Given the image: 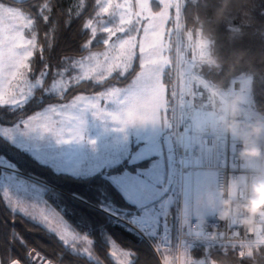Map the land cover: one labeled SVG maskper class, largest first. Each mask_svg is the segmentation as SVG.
Here are the masks:
<instances>
[{"label": "trees", "instance_id": "trees-1", "mask_svg": "<svg viewBox=\"0 0 264 264\" xmlns=\"http://www.w3.org/2000/svg\"><path fill=\"white\" fill-rule=\"evenodd\" d=\"M43 2L51 4L50 11L37 13V6ZM81 2L25 0L24 7L31 8L30 14L35 19L34 26L25 30V36L32 38L35 34L37 41L34 54L29 58V80L39 76L45 63H49L52 69L64 68L66 65L60 57H79L80 45L88 38L87 33L82 31V25L90 17L89 11L94 8V0H83V8L79 6ZM151 3L157 9V3L154 0ZM182 4V19L191 44H194L197 29L209 41V59L196 63L199 77L218 91L228 89L234 77H251V107L264 120V0H182ZM41 15L48 16L47 22ZM102 47L96 45L93 50ZM138 70L139 65L135 62L124 78H114L113 75L102 82L91 79L79 81L69 85L57 97L50 95L46 89L55 78V73L50 69L47 80L23 105H0V125L15 126L45 106L67 103L79 94L92 95L109 88L127 87ZM161 81L166 89V99L170 101L168 117H172L173 65L168 66ZM1 159L12 165L20 177L43 189L46 203L64 218L74 233L91 241L93 257L89 259L83 254L80 245L72 250L54 233L19 212L12 211L0 199V264H118L108 252L111 241L129 253L128 264H158L141 235L107 214L109 211L124 217L143 215L146 207L139 208L126 201L106 177L122 171L137 173L139 169H147L153 157L133 164L125 159L92 176H74L55 172L0 135ZM158 233L159 222L152 232L153 240L158 239ZM37 237L52 239V246L41 247ZM240 252H243V259L239 258ZM33 253L38 254L37 260H34ZM191 257L214 264H264V245L253 246L251 253L245 254L242 246L220 248L196 244L190 250Z\"/></svg>", "mask_w": 264, "mask_h": 264}, {"label": "rangeland", "instance_id": "rangeland-1", "mask_svg": "<svg viewBox=\"0 0 264 264\" xmlns=\"http://www.w3.org/2000/svg\"><path fill=\"white\" fill-rule=\"evenodd\" d=\"M151 1L152 0H150V6L153 14H157L164 10L161 0H154L158 5L157 9H154ZM8 2L14 4L16 0H8ZM114 2L124 3L125 0H114ZM128 2L132 4L133 12L139 10L137 7V0H128ZM174 2L175 0H173V3ZM92 15L93 9L89 11L88 16ZM182 22L181 17V27ZM168 23L169 27L167 28ZM175 23V9L173 7L169 9V20L164 25L166 33L165 40L168 41L171 39L172 47L164 54L172 61V64L169 66L173 65L174 70L177 41V34L174 30ZM145 24H147L146 20L141 22L140 32L137 33L133 31L130 33L131 35L137 36V48L135 49L132 67L135 62H137L138 65L140 64L139 40L143 36V26ZM169 29L174 30L171 38L167 36ZM181 30L182 29H180V32ZM118 36L127 38L124 34L120 33H118ZM25 38L31 39L26 36ZM99 50L102 51L104 49L102 47ZM26 63L29 64V60L26 61ZM22 71L26 74L28 73V69H22ZM139 71L140 66L137 73ZM80 74V70H77L70 75L56 77V79L61 82L60 85H58L57 90H53L51 89L50 83L46 88L47 92L50 95L57 97L61 96L69 85L79 82L73 79V77ZM109 77L111 76L105 74L104 80ZM36 79H40V76ZM133 79H135V77ZM91 80L97 82L96 79ZM104 80H100L99 82ZM9 81L12 86L18 83L17 81L11 80L10 77ZM30 81L33 83L35 82V80ZM10 84L6 82L4 87L0 88V96H2L3 100L10 101L11 95L15 91V88L11 87ZM41 86L42 85L34 84L33 92L29 95L28 99L33 95L34 91ZM133 88L134 86L130 84L127 87L121 88V93L126 95L129 91L133 90ZM109 89L92 95L79 94L77 96L85 97L87 100L100 97L101 93H105ZM164 90L166 99L165 86ZM25 91H27V89H25ZM77 96L73 97L71 101L67 103L47 105L15 126L5 127L0 125V135L17 147L27 151L37 161L47 165L55 172H65L74 176H92L102 170H108L120 164L125 159H128L130 164H133L153 157L154 159L147 169H139L137 173L122 171L106 177L111 185L122 194L126 201L139 208L146 207L143 216L150 222L152 232L157 228L163 212L168 210L170 206L172 211L174 209L176 212L180 207L188 208L190 206L189 201L192 200L193 207H195L196 204L194 201L197 199L195 189L190 186V182L187 178H180L175 168L173 134L171 129L172 117H168V112H165L163 109L161 110L162 119L167 117L166 124L163 121L155 125L151 123L135 124L128 126L121 132L116 130L119 125L113 124L106 116H98L95 114V109L87 108L83 104H80L79 101H76ZM17 99H20V97L17 96ZM100 104L103 112L106 113L118 112L121 109L119 103H108L103 97H100ZM53 109L57 112H65L74 117H79L80 120H82L80 140H71L70 134L65 131L64 140L68 142H63L51 131L44 132L40 128L32 129L30 127H25L28 121L32 126H37L48 122V118L53 120L56 119L58 127H63L65 129L71 127L72 122L64 121L60 123V118L55 117V114L52 113ZM33 117H35V119H30ZM105 136H107L108 140H106V145L104 146L99 143H101V139H105ZM103 146L106 148L101 149L100 147ZM18 173L19 172L12 165L3 159L0 160V199L5 202V205L12 211L19 212L25 217L41 224L48 232L54 233L64 244L69 245L72 250H76V246L80 245L81 252L89 259H92L91 241L85 236L74 233L64 218L46 203L43 198V189L32 181L20 177ZM194 184L199 190H208L212 184V173L209 171L196 172L194 174ZM197 202L196 200V203ZM199 204L200 202L198 205ZM107 214L111 216L115 215V213L109 211ZM37 238L39 239L41 247L45 248L46 246H52V239L49 240L47 237ZM253 246L254 245H242L244 253L250 254ZM108 252L112 259L118 264L129 263V253L120 248L113 241L109 244ZM36 255L38 256V254L33 253V256ZM206 264L214 263L206 261Z\"/></svg>", "mask_w": 264, "mask_h": 264}, {"label": "snow or ice", "instance_id": "snow-or-ice-1", "mask_svg": "<svg viewBox=\"0 0 264 264\" xmlns=\"http://www.w3.org/2000/svg\"><path fill=\"white\" fill-rule=\"evenodd\" d=\"M25 0H16V3H9L8 0H0V88H3L6 82L11 80L18 83L11 87L15 91L11 95V100H3L0 96V105L8 107H16L23 105L33 92L34 84L42 85L47 80L50 69L55 73V78L51 82V89L57 90L60 81L56 77L70 75L77 70L81 74L74 76L73 79L84 81L96 79L97 82L105 79V74L114 78H124L132 68V62L137 48V36L130 33L140 32L141 22L146 20L147 24L143 26V36L139 40V61L140 71L136 74L135 79L131 81L134 86L133 90L126 95L121 93V87L110 88L107 92L101 93L109 102H117L121 105L118 112H103L100 104V97L85 99V97L77 96L76 101L83 104L87 108L95 109L98 116H106L113 124L119 125L117 131L123 132L128 126L135 124L153 125L163 121L167 123V117H161V110L169 112L170 101L165 99L164 85L161 83V77L165 74L166 69L172 61L164 53L172 47L171 39L165 40L164 25L169 20V9H175V32L177 34L175 55L176 65L183 68L180 73L182 79L180 83L179 93L171 92L173 100L179 96V105L187 104L192 109L191 117L201 123L207 125L214 119V114L209 110L208 97L205 95V87L199 81L200 73L197 71V65L194 58L188 59L187 53L181 44V24L180 20L184 11L182 0H161L163 11L153 14L150 6V0H137L138 11L133 12L132 4L125 0L124 3H116L114 0H94L93 15L90 16L82 25V31L87 33V39L80 45L79 58L76 57H60V60L66 65L64 68L52 69L49 63H45L44 70L39 73L40 79L33 77L35 82H31L28 75L22 69H28L29 64L26 61L33 56V49L36 47L37 41L35 34L31 39L25 38V29H30L35 24V19L30 14L31 8L24 7ZM83 8L85 5L83 0L79 5ZM51 4L43 2L37 6V13H43L45 10L50 11ZM79 15V13L77 14ZM41 18L47 22L48 16L41 15ZM135 21V23H134ZM70 23V19L68 20ZM173 29H169L167 36L171 38ZM118 33L124 34L127 38H121ZM115 38V39H114ZM102 45L104 50L94 51L93 47ZM43 60L44 58L41 57ZM27 89V91H25ZM17 96L20 99H17ZM202 101L200 110H196L197 100ZM74 101V102H76ZM55 117L60 118V123L64 121L72 122L71 127L65 129L57 126V120L48 118V122L32 126L28 121L25 127L32 129L40 128L44 132H53L60 141L64 140V133L70 134L71 140L81 139L82 120L65 112H57L52 110ZM35 119V117L30 118ZM214 147L217 150L216 160L227 168L228 161L231 157L235 161V143L229 144L225 137L219 134L215 135ZM233 166L235 164L233 163ZM249 166L245 165L244 169ZM242 182H246V176H240ZM260 227L255 233V240L259 243L264 241V218L260 220ZM235 225H227L226 232H231ZM198 229L200 226L198 225ZM193 233V232H192ZM200 237L204 235L203 230H197L193 233ZM223 239V234L221 236ZM215 246L223 248L222 244ZM186 254L190 255V251L183 247ZM235 250V247H233ZM159 252L160 249H157ZM239 258L243 259V252H240ZM18 264V262H17ZM189 264H206L204 259L199 261L191 257Z\"/></svg>", "mask_w": 264, "mask_h": 264}, {"label": "built area", "instance_id": "built-area-1", "mask_svg": "<svg viewBox=\"0 0 264 264\" xmlns=\"http://www.w3.org/2000/svg\"><path fill=\"white\" fill-rule=\"evenodd\" d=\"M183 21V19H182ZM181 44L188 54L187 58H194L195 62L209 59V41L197 29L194 44L185 30L184 22L181 27ZM176 61V58H175ZM183 68H178L175 62V76L173 91L179 93L180 83L185 77L180 73ZM199 81L205 87L209 110L214 114L210 124H203L191 117L192 109L185 104L179 105V96L173 103L172 134L174 147V164L181 179L187 178L190 186L194 188V174L198 171L212 173V184L206 190L200 201V211L193 212V202L188 208L178 209L173 213L171 206L165 210L160 218L158 239L152 238V226L143 215L124 217L113 215L115 220L127 228L141 235L150 246L158 264H189V255L183 247L191 250L193 245L242 246L264 245V241L257 242L255 233L260 227V220L264 214L255 220L253 230L242 223L247 213L242 205L248 198L250 185L264 176V155L251 160H243L240 152L243 147V138L248 128L253 123L259 122L264 126V121L252 110L251 107V77L238 76L230 80L228 89L218 91L209 86L199 77ZM239 96L242 102L238 114L235 117L236 130L229 132L226 125L233 120L229 102L233 97ZM200 110L202 101H196ZM225 137L229 144L235 143V161L230 155L227 168L217 160V150L214 147L215 135ZM257 143L264 150V131L257 137ZM233 163L235 166H233ZM248 165L247 169L244 166ZM246 176V182L240 180V176ZM232 200L233 207L229 209V216L220 219L223 210V201ZM235 225L231 232H226L227 225ZM198 225L200 229H198ZM203 230L204 235L197 237L193 233ZM193 232V233H192ZM223 234V239L221 236ZM157 249H160L158 252Z\"/></svg>", "mask_w": 264, "mask_h": 264}, {"label": "clouds", "instance_id": "clouds-1", "mask_svg": "<svg viewBox=\"0 0 264 264\" xmlns=\"http://www.w3.org/2000/svg\"><path fill=\"white\" fill-rule=\"evenodd\" d=\"M241 102L242 98L239 96L233 97L229 102L230 111L233 116V120L226 125L229 132L236 130L235 117L238 114ZM262 131H264V126L259 122L253 123L249 126L243 138V147L240 152L241 159L251 160L264 155V150H262L257 143V137H259ZM231 207H233L232 200L229 199L223 201V210L220 213V219H226L229 216V209ZM241 207L247 213V216L243 219L242 223L248 226L249 231L251 232L256 218L261 214H264V176L250 185L248 198Z\"/></svg>", "mask_w": 264, "mask_h": 264}, {"label": "crops", "instance_id": "crops-1", "mask_svg": "<svg viewBox=\"0 0 264 264\" xmlns=\"http://www.w3.org/2000/svg\"><path fill=\"white\" fill-rule=\"evenodd\" d=\"M111 131V130H110ZM110 131H108V132H110ZM102 141H101V143H99V144H103L104 146L106 145V140H108V138H107V136H105V139H101ZM100 147L101 149H104V148H106V147ZM211 186V185H210ZM194 189H195V192H196V194H197V199H195V207H193V212L194 213H198L199 211H200V209H201V207H200V204L198 205V203L201 201V195L206 191V190H199L197 187H195V184H194ZM209 189H210V187H209ZM196 200L198 201L197 203H196Z\"/></svg>", "mask_w": 264, "mask_h": 264}, {"label": "water", "instance_id": "water-1", "mask_svg": "<svg viewBox=\"0 0 264 264\" xmlns=\"http://www.w3.org/2000/svg\"><path fill=\"white\" fill-rule=\"evenodd\" d=\"M37 258H38V256L36 255L35 258H34V260H36ZM45 264H46V263H45Z\"/></svg>", "mask_w": 264, "mask_h": 264}]
</instances>
